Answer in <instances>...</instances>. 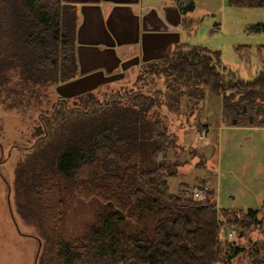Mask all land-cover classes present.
Wrapping results in <instances>:
<instances>
[{
	"label": "trees",
	"instance_id": "obj_1",
	"mask_svg": "<svg viewBox=\"0 0 264 264\" xmlns=\"http://www.w3.org/2000/svg\"><path fill=\"white\" fill-rule=\"evenodd\" d=\"M174 2L182 13L193 8V0ZM73 35L72 5L0 0V89L19 87L22 97L38 100L48 86L74 77ZM204 49L174 44L166 56L140 64L134 88L103 99L85 90L70 96L72 104L58 95L39 114L12 183L16 213L37 232L35 264H229L243 251L246 264H264L258 209L215 206L200 183V196L183 182L168 190L166 177L176 171L162 157L170 140L156 107L174 111L182 97L197 102L209 92L219 97L227 125L264 126V69L242 78ZM155 78L162 90L153 87ZM72 198L93 204L87 216L65 218ZM222 225L235 226L233 239L222 236ZM252 226L260 237L246 247L237 238Z\"/></svg>",
	"mask_w": 264,
	"mask_h": 264
},
{
	"label": "rangeland",
	"instance_id": "obj_2",
	"mask_svg": "<svg viewBox=\"0 0 264 264\" xmlns=\"http://www.w3.org/2000/svg\"><path fill=\"white\" fill-rule=\"evenodd\" d=\"M191 17L193 23L182 29L189 44L205 47L219 64L236 70L242 78L264 69V30L250 29L253 24H264V0L257 6L196 0ZM137 72L113 87L90 92L103 99L111 92L134 88ZM153 87L162 90V79L155 78ZM57 90L48 86L37 100L22 97L19 87L16 93L0 89V264H33L37 232L14 209V167L37 136L39 114L50 111L56 96H65ZM65 97L72 104L73 99ZM165 111L164 106L156 107L154 116L164 118L170 143L162 157L174 162L176 171L166 177L168 190L174 192L179 182L191 190L203 184L215 206L258 209L256 217L264 227V126L227 125L221 120L219 97L209 92L197 102L182 97L176 110ZM92 206L72 198L65 218L82 219ZM231 228L235 230V226H221L224 238ZM259 237V228L252 226L237 240L247 247ZM233 238L234 234L227 237ZM247 259L248 252L243 251L229 264H246Z\"/></svg>",
	"mask_w": 264,
	"mask_h": 264
},
{
	"label": "crops",
	"instance_id": "obj_3",
	"mask_svg": "<svg viewBox=\"0 0 264 264\" xmlns=\"http://www.w3.org/2000/svg\"><path fill=\"white\" fill-rule=\"evenodd\" d=\"M174 0H61L74 11V77L56 85L71 96L113 87L140 64L166 56L188 43L183 27L193 23ZM189 44V43H188Z\"/></svg>",
	"mask_w": 264,
	"mask_h": 264
},
{
	"label": "built area",
	"instance_id": "obj_4",
	"mask_svg": "<svg viewBox=\"0 0 264 264\" xmlns=\"http://www.w3.org/2000/svg\"><path fill=\"white\" fill-rule=\"evenodd\" d=\"M201 193H202V189L201 188H194V189H192V195L193 196H200ZM234 231H235L234 228H231L229 231H227L225 238L230 237L231 235H233L234 234Z\"/></svg>",
	"mask_w": 264,
	"mask_h": 264
},
{
	"label": "water",
	"instance_id": "obj_5",
	"mask_svg": "<svg viewBox=\"0 0 264 264\" xmlns=\"http://www.w3.org/2000/svg\"><path fill=\"white\" fill-rule=\"evenodd\" d=\"M38 247H39V242L37 241V248H36V251H35L34 258H33V264H35V258H36V254H37V251H38Z\"/></svg>",
	"mask_w": 264,
	"mask_h": 264
}]
</instances>
